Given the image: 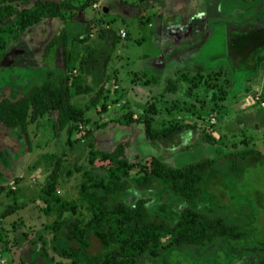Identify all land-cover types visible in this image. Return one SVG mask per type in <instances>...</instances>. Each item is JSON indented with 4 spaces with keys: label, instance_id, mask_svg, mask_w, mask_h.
I'll return each mask as SVG.
<instances>
[{
    "label": "rangeland",
    "instance_id": "rangeland-1",
    "mask_svg": "<svg viewBox=\"0 0 264 264\" xmlns=\"http://www.w3.org/2000/svg\"><path fill=\"white\" fill-rule=\"evenodd\" d=\"M77 1L70 0L66 22L59 17L46 18L30 27L19 41L10 44L0 61V97L19 95L33 83L42 81L49 68L63 72V47L57 45L44 55L45 43L62 29L71 39L90 24L93 30L89 33L88 43L101 46L102 54L110 57L106 86L112 96L110 99H114L107 98L108 106L100 109L99 104L88 103L89 94L73 93V104L83 109L85 119L74 121L70 136L66 129H56L51 123L55 112L30 122L28 139L19 129L9 130L0 123V184L6 186L0 194V264H68L70 259L51 247L53 230H43L44 224L55 218L54 211L49 214L44 210L45 191L55 159L62 157L50 200L56 193L79 203L75 197L83 172L99 170L91 165L90 149H111L120 139L128 140L126 154L132 160L135 154L144 157L151 153L160 154L174 165L201 156L216 158L197 198L187 199L172 191L167 180H159L149 190L132 187L122 192L126 201L132 203L136 197L147 195L151 199L150 210L170 219L176 218L179 208L187 204L210 215L222 214L226 222L238 224L242 231L240 238L220 235L205 245L185 244L176 247L174 252L168 250L156 262L146 258L139 264H259L264 258V42L259 39L260 28L243 31L235 37L231 30L237 27L225 26L229 33L214 29L206 40L200 27L192 26L193 32L184 36L185 30L180 28L178 43L184 51L177 58L167 57L171 68L168 74L159 75L161 81L157 87L151 80L152 74H142L132 64V60L141 62L140 53L146 48L150 47L152 57L161 54L150 39L155 31L146 24L147 18L153 14L150 7L143 9L148 0H91L81 10L74 8ZM198 2L202 6L201 0ZM222 2L227 14H220L222 10L216 9L213 20L235 21L238 25L240 17H250L249 20L259 21L257 24L264 28V0ZM195 4L197 2L192 1V6ZM106 6L115 8L108 12ZM196 10L187 9L190 12ZM71 11L74 13L68 17ZM197 11L198 16L201 15L202 11ZM189 18L187 15V23H192ZM98 24L106 28L108 36L99 38ZM121 29L125 35L120 34ZM144 37L146 39L140 43ZM112 38L116 39L114 43ZM195 49L199 52L194 53ZM259 53L260 63H257ZM197 64H204L201 73L196 72ZM218 69H228L234 79L225 99L218 97L217 90L212 92L203 80L207 76L214 79V71ZM218 80L221 84L222 76ZM171 81L177 82L176 91L165 90ZM115 96L119 99L116 100ZM148 105L151 106L148 108ZM132 109L137 115L132 114L131 124H121L117 118ZM146 111L153 115L154 126L173 119L193 122L195 126L182 133V142L177 145L152 144L144 135ZM206 135L215 142L211 143ZM69 138L72 143L68 142ZM184 143L189 148L182 150ZM245 147L256 148L260 153L238 157L237 168L232 167V161L223 153L215 154L218 148L238 151ZM9 203H21L22 207L2 215ZM78 205L79 212L85 215L83 223L87 213L80 203ZM70 216L67 212L66 223ZM42 231L47 239V254L42 251L39 239L31 240L36 232ZM57 243L59 246L78 245L75 240L65 237L64 224L60 226ZM114 246L104 239L103 232L95 225L89 227L87 249L91 255L102 254Z\"/></svg>",
    "mask_w": 264,
    "mask_h": 264
},
{
    "label": "trees",
    "instance_id": "trees-1",
    "mask_svg": "<svg viewBox=\"0 0 264 264\" xmlns=\"http://www.w3.org/2000/svg\"><path fill=\"white\" fill-rule=\"evenodd\" d=\"M90 1L79 0L74 8L84 9ZM68 7H70V0H0V61L10 44L19 41L30 27L49 17H59L66 22ZM73 13L69 12L68 17H71ZM96 28L100 39L108 36L105 27L98 24ZM91 30L93 26L86 24L84 31L77 32L71 39L65 29L50 36L45 43L43 53L46 55L47 51L49 52L53 47L62 46L64 71L56 72L53 68H49L42 81L33 83L19 95L15 97L2 95L0 97L1 124L9 130L19 129L28 139V124L39 117L55 112L51 123L56 129H66L70 136L76 120L85 119L83 109L76 108L73 104V93L89 94L88 103L99 104L100 109L108 106L106 99L112 97L106 86L108 76L106 69L110 57L109 54H102L101 46L88 43ZM115 40L112 38L113 43ZM260 55L259 53L257 56V63H260ZM203 68L204 64H197L195 67L198 73H201ZM214 74V79L207 76L203 80L212 92L217 90L218 97L225 99L233 87V76L228 69L223 71L218 69L214 71ZM151 76L152 81L158 77L154 74ZM183 76L185 77V74ZM221 76L222 82L219 84L218 79ZM176 83L171 81L165 90L176 91ZM241 98L240 95L237 99ZM112 99L114 98L110 100ZM115 99H119L118 96H115ZM133 113V109L127 110L117 120L129 126L133 121L131 118ZM153 120V115L146 111L143 118L144 135L150 143L163 147L181 143L182 133L192 130L195 126L193 122L177 119L154 126ZM70 138L68 142L72 143ZM206 138L211 143L215 142L208 135ZM128 145V140L120 139L111 149H90L91 165L99 170L93 172L85 170L83 180L77 189L75 198L79 199L80 205L87 213L83 223L81 221L85 215L79 212L77 201L72 202L71 199L56 193L53 194L52 201L50 200L56 188L58 168L62 160V157H56L50 173L51 180L45 191L47 196L44 198L45 212L51 214L54 211L55 218L46 222L43 230L47 228L53 230L51 247L61 256L69 258L68 264H139L146 258L156 262L168 250L174 252L176 247L185 244L205 245L220 235L241 237L242 231L238 224L226 222L222 214L210 215L184 204L179 208L178 216L170 219L150 210L151 199L147 195L136 197L132 203L121 196L122 192L132 187L149 190L159 180H167L172 191L187 199L197 198L201 195L203 183L207 181V175L214 166L216 159L214 156H201L175 165L158 153H151L144 157L135 154L132 160L126 154ZM187 148H189L188 144L181 145L182 150ZM221 153L232 161V167L237 168L238 157L244 158L251 153L259 154L260 152L253 147H245L238 151L216 149L215 154ZM5 189V184H0V194ZM20 207H22L21 203H9L1 213L9 214ZM67 212L71 215V219L66 223ZM63 224L65 237L75 240L78 245L59 246L57 238L60 226ZM93 225L103 232L106 241L115 246L102 254L91 255L87 245L89 227ZM36 234L31 240L34 242L39 239L42 242V251L47 254L48 250L45 247L47 239L43 231ZM259 264H264V258Z\"/></svg>",
    "mask_w": 264,
    "mask_h": 264
},
{
    "label": "crops",
    "instance_id": "crops-1",
    "mask_svg": "<svg viewBox=\"0 0 264 264\" xmlns=\"http://www.w3.org/2000/svg\"><path fill=\"white\" fill-rule=\"evenodd\" d=\"M192 1L197 2V4H195L196 7L192 6ZM198 1L200 0H148V5H146L147 3H145V6H143V9L144 7H150V13H153L151 17L147 18L146 24L151 30L155 31L151 34L150 39L154 44V48H158L161 54L159 56L152 57L149 54L150 47L146 48V50L140 53L139 58L141 59V62L138 63L137 61L132 60V64L134 68L142 74L149 73L148 75H157V79L153 81V83L157 84V87L160 86L158 85V82L161 81L159 80V75L162 73L168 74L169 69L171 68L169 67V63L167 62V57L170 56V58H177L184 51V48H181L179 46L180 44L178 43L179 36L177 32L180 30V28H183L185 30L183 32L184 34L182 35L184 36L189 32H193L191 29L192 26H194L195 28L200 27V30L203 32V34H205V40L207 36L212 34L214 29L226 30L229 33L225 26H233V28L237 27V29L231 30V32L234 33L235 37H238L243 31H250L260 28L258 30L260 31L261 36L259 35L260 37H258L264 42V28L260 27V24H257V22L259 21L254 20V22H252L248 19L250 17H240L237 20L238 25H236L235 21L226 22V20L223 21L222 19L213 20V14L214 12H216V9L222 10L219 12L220 14H227L224 13L227 12V9L223 10L222 0H201L202 6ZM188 7L201 10V15L199 14L198 16L197 13L199 12L197 10L194 12L187 11ZM113 8L106 6V10L108 9V12ZM153 15L157 17L158 20L155 17L153 18ZM187 15H190L189 19H191L192 23H187ZM145 39L146 37H144L143 40L140 41V43H142ZM205 40L203 38V42ZM198 52L199 51L197 49L194 50V53ZM136 115L137 114L134 113V116Z\"/></svg>",
    "mask_w": 264,
    "mask_h": 264
},
{
    "label": "built area",
    "instance_id": "built-area-1",
    "mask_svg": "<svg viewBox=\"0 0 264 264\" xmlns=\"http://www.w3.org/2000/svg\"><path fill=\"white\" fill-rule=\"evenodd\" d=\"M120 34L125 35V31L123 29H121Z\"/></svg>",
    "mask_w": 264,
    "mask_h": 264
}]
</instances>
